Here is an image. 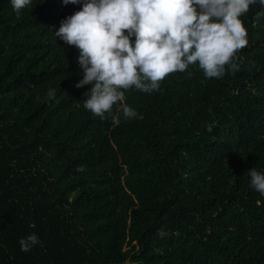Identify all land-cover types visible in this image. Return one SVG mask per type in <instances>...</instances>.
I'll list each match as a JSON object with an SVG mask.
<instances>
[{"label": "trees", "instance_id": "1", "mask_svg": "<svg viewBox=\"0 0 264 264\" xmlns=\"http://www.w3.org/2000/svg\"><path fill=\"white\" fill-rule=\"evenodd\" d=\"M78 9L43 0L17 16L0 0V264H264L247 172H264V5L240 17L234 74L189 65L150 94L122 90L103 119L52 32ZM31 233L41 243L21 252Z\"/></svg>", "mask_w": 264, "mask_h": 264}, {"label": "clouds", "instance_id": "2", "mask_svg": "<svg viewBox=\"0 0 264 264\" xmlns=\"http://www.w3.org/2000/svg\"><path fill=\"white\" fill-rule=\"evenodd\" d=\"M19 16L43 0H10ZM264 0H60L61 6L79 9L60 19L53 35L78 52L80 79L74 87L88 86L83 107L101 119L124 91L135 88L151 93L169 73L185 72L196 64L205 78H220L225 65L239 70L232 58L248 41L240 19L249 5ZM55 91L47 93L50 101ZM125 118L142 119L135 109L121 107ZM113 123L119 119L113 117ZM78 166L76 171H83ZM249 186L264 195V172L247 170ZM165 235V233H160ZM31 233L18 240L21 252L40 244Z\"/></svg>", "mask_w": 264, "mask_h": 264}]
</instances>
